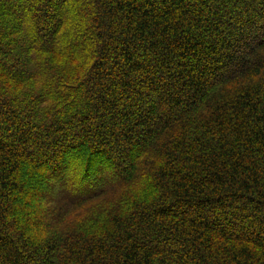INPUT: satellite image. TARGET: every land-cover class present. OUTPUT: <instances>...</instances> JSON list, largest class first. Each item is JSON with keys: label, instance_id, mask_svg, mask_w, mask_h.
<instances>
[{"label": "trees", "instance_id": "trees-1", "mask_svg": "<svg viewBox=\"0 0 264 264\" xmlns=\"http://www.w3.org/2000/svg\"><path fill=\"white\" fill-rule=\"evenodd\" d=\"M0 264H264V0H0Z\"/></svg>", "mask_w": 264, "mask_h": 264}]
</instances>
